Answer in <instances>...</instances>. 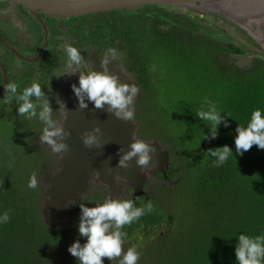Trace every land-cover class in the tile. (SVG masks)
Here are the masks:
<instances>
[{"label":"trees","instance_id":"trees-1","mask_svg":"<svg viewBox=\"0 0 264 264\" xmlns=\"http://www.w3.org/2000/svg\"><path fill=\"white\" fill-rule=\"evenodd\" d=\"M160 39L159 46L151 47L150 56L167 54L171 61L161 76L149 71L157 80L148 85V93L138 95L134 102V119L139 123L136 135L142 139L152 136L170 148L166 179L161 174L156 178L165 183L178 181L177 190H186L168 208L152 198L146 201L147 195L136 197L137 206L151 201L155 211L122 229L126 233L123 247L137 248L138 264H237V236L264 235V149L253 145L241 155L234 144L237 125L246 126L254 109L264 113V62L257 60L248 70L222 63L219 67V46L214 43L200 42L192 35L184 38L179 33ZM230 52L240 53L236 47ZM174 81L180 83L174 87ZM206 100L215 104L227 121V127L224 123L218 125L214 139L210 124L195 115L201 109L207 110ZM34 126L42 131L39 123ZM17 137L20 135L15 132L0 139V215L10 210L11 216L10 222L0 224V264H78L67 249L74 241L81 245L86 242L78 233L79 205L94 207L103 203L109 198L107 192L91 188L69 204L65 226L47 227L40 213V185L35 190L28 188L30 171L14 153L20 144L12 143L11 152L7 148L8 140L18 142ZM27 139L35 145L31 133ZM223 145L232 150L233 156L215 167L207 150ZM39 165V172L41 168L43 172L52 169V154L40 156ZM169 196L170 192L162 195L171 204ZM103 264L119 262L103 258Z\"/></svg>","mask_w":264,"mask_h":264},{"label":"flooded vegetation","instance_id":"flooded-vegetation-1","mask_svg":"<svg viewBox=\"0 0 264 264\" xmlns=\"http://www.w3.org/2000/svg\"><path fill=\"white\" fill-rule=\"evenodd\" d=\"M37 16L42 23L27 13L21 4L13 0H0V111H10V108H13L14 112L10 111L11 114L25 122L21 123L27 125L26 121H29L30 125L36 122L42 129L44 125L38 119L18 117L15 102L4 103L3 85L14 82L22 90L35 80L50 99L53 119L60 123V94L72 81L78 83L79 77L78 71L75 74L63 75L67 63L62 51L65 43H71L73 47L78 48L85 61L90 62L92 70L95 71H102L100 61L105 58L107 49H114L116 58L108 65V70L119 79L128 75L134 81L139 89L134 102L138 95L148 93V85L154 79L157 80V77H153L149 72V59L153 51L151 47L159 46L160 38L166 35L170 37L179 33L184 38L192 35L200 42L219 46L216 48V64L219 67L222 63L228 67L235 66L239 70H248L255 61L264 62L263 58H253L251 65L243 69L231 64L233 56L244 55L245 52L241 48H238L240 53L230 52L231 48L236 46L220 43L217 36L228 35L232 40L233 33L224 32L217 24H213V21L186 11L165 7L162 10L137 7L71 18L43 13H37ZM179 20L181 22H178ZM209 27H214L220 32L210 31ZM147 186L143 188L146 192ZM128 190L130 189L127 188L128 194H125L132 199V190Z\"/></svg>","mask_w":264,"mask_h":264},{"label":"clouds","instance_id":"clouds-1","mask_svg":"<svg viewBox=\"0 0 264 264\" xmlns=\"http://www.w3.org/2000/svg\"><path fill=\"white\" fill-rule=\"evenodd\" d=\"M62 51L67 58L63 75L79 72V86L71 85L79 109L88 107L87 100L96 109L106 108V111L116 119L132 121L134 113L131 105L139 89L133 83L120 82L117 75L109 72L108 65L116 58V51L112 48L107 49L105 58L100 61L102 71L92 70L90 62H86L81 51L73 47L71 43H65ZM3 86L5 104L15 102L18 116L38 119L44 125L40 142H46L47 146L61 157L63 153H67L69 146L66 140L71 133L63 128L62 123L53 119L50 99L41 85L34 80L30 86H25L22 90L14 82H8ZM205 103L208 106L207 110L201 109L195 115L202 122H207L206 125L210 124V127L208 126L210 135L214 139L218 135V125L224 123L227 127V121L221 117V112L217 111L215 104L207 100ZM58 106L63 112L65 121L68 111L60 101ZM235 132L234 144L237 154L242 155L253 145L264 149V113L260 109H254L247 125L238 124ZM100 133L99 127H93L82 133L81 140L85 148L101 147ZM155 153L156 148L150 143L132 138L127 151L122 148L119 150L117 168L127 169L129 162L134 159L140 169H147ZM206 155L214 158L215 167H220L228 161L229 157L233 156V152L227 145H223L208 149ZM27 186L33 190L38 187L35 172L30 175ZM79 207L78 233L86 239V242L81 245L78 240L74 241L67 249L73 257L77 258L78 264H103V258L109 261L118 259L119 264H138L140 253L137 248L133 246L125 250L123 247L126 233L122 229L139 221L144 215L154 212L155 207L151 201L137 206L134 199L121 200L109 197L103 203L95 204L94 207H86L84 203H81ZM10 219V210H7L0 215V224H6L10 222ZM237 240L238 243L235 246L237 264H264V235L240 234Z\"/></svg>","mask_w":264,"mask_h":264},{"label":"water","instance_id":"water-1","mask_svg":"<svg viewBox=\"0 0 264 264\" xmlns=\"http://www.w3.org/2000/svg\"><path fill=\"white\" fill-rule=\"evenodd\" d=\"M21 4L27 13L42 23L37 18V13L59 17H81L98 12H108L121 9H130L145 6H159L180 11L190 12L204 17L213 22L222 23L236 32L235 28L244 31L236 24V16H256L264 12V0H13ZM244 33H246L244 31ZM247 34V33H246ZM248 35V34H247ZM249 36V35H248ZM229 37V36H228ZM227 35H218L217 40L224 44H231L243 49L244 55L233 56L231 64L240 69L251 65L253 58H264V49L256 43L253 48L238 45ZM216 38V37H215ZM252 45V44H251ZM122 83H134L128 75L119 79ZM78 83L72 81L66 85L61 94L60 102L68 111L67 119L60 108L63 128L71 135L66 140L68 152L55 156L53 169L45 172L39 178L43 184L41 218L49 228L63 227L68 216L67 208L70 203L80 199L94 186H99L108 191V197L119 199L127 193V188L132 190V199L144 196V186L156 174H161L166 179V172L171 164L169 151L162 147L157 140L140 139L136 133L138 123L134 116L132 121L116 119L105 109H96L91 102L86 100L88 107L79 109L78 101L71 85ZM136 97V96H135ZM134 97V99H135ZM134 99L131 105L133 111ZM107 107V106H106ZM93 127H99L101 133L99 142L101 147L85 148L81 135ZM132 138L143 140L156 148L152 163L147 169H140L135 160L129 162L127 169L117 168L119 150H128ZM43 147L50 148L46 142H40ZM154 165V166H153ZM128 194V193H127Z\"/></svg>","mask_w":264,"mask_h":264},{"label":"rangeland","instance_id":"rangeland-1","mask_svg":"<svg viewBox=\"0 0 264 264\" xmlns=\"http://www.w3.org/2000/svg\"><path fill=\"white\" fill-rule=\"evenodd\" d=\"M213 24H217L219 27L222 28V30L224 32L233 33L232 38L238 45H242L246 48H248V46H252V48L254 46H256L255 45L256 43L246 33H244V31H242L241 29L235 28L236 32H234V30H231L229 27L222 25V23L214 22ZM209 28H210V31L220 32V30L215 29L214 27H209ZM261 30H262V33L264 35V27H262ZM143 53H145V51ZM155 54H153L151 56L152 62L149 66V70H151L154 73L156 72V74L158 76H161V74L166 73L165 68L169 64V61H171V59L167 57V54H163V55L162 54L155 55ZM171 65H172V62H171ZM164 83L166 84L167 80H165ZM179 83L180 82L174 81L173 82L174 87L176 84H179ZM18 117H21V116H18ZM20 120L21 119L15 117L9 111H5V112L0 111V139L4 138L5 134H6V136H8L9 134H14L15 132L19 133L20 137H17L18 142H15V141L13 142V140H8L9 144H8L7 148L11 152L12 151V143H14L16 145H17V143L20 144V148L16 147L14 149V150H16L14 153H16L17 157L18 156L20 157V159L22 161V166L25 169L29 170L30 174H32L34 172L37 174L38 186L40 185V189H41V191H43V184H41L39 182V178L42 174H44L45 172H47L49 170L43 172V170L41 168V171L39 172V169H38L40 167L39 158H40V156H45V155L49 156V153H51L52 159L54 160V165H55L56 154L51 150V148H46V147H43L39 144V139H40V136L42 134V131H40L39 128L37 129L35 126L33 127V124L36 122H32L31 126H30V125H25L24 123H21L24 121L23 120L20 121ZM137 123H138V121H137ZM146 126L148 127V125H146ZM138 131H139V123H138L137 132ZM30 133L34 137L33 140H34L35 145L32 144L27 139V137ZM146 133H150V129H146ZM140 139H142V138H140ZM152 139H154L152 136H148L146 138H143V140H152ZM162 147L166 149V146L162 145ZM167 149H170V148L168 147ZM37 150H39V151H37ZM41 150H44V151H41ZM24 158H27V160L24 161ZM46 160L48 161V162L46 161L47 163L50 162L49 158H47ZM46 162L44 163V165H48ZM94 187H97V188L103 190L99 186H94ZM177 188H178V181L177 182L175 181L171 184H168L165 182L150 180V182L147 186L148 199H151V198L154 199L159 205L161 204V206H163L165 208L171 207L172 204H176V202L181 198L182 193L185 192V190H186V187H182L178 190H177ZM169 192H170L169 198L171 199V204H170V202L166 203L167 200L162 197L163 194L168 195ZM124 197L129 198V196H127L125 193H124V196H122L120 198H124Z\"/></svg>","mask_w":264,"mask_h":264},{"label":"bare ground","instance_id":"bare-ground-1","mask_svg":"<svg viewBox=\"0 0 264 264\" xmlns=\"http://www.w3.org/2000/svg\"><path fill=\"white\" fill-rule=\"evenodd\" d=\"M237 18V23L241 28L253 39L255 42L264 49V35L262 33L261 28L264 27V12L259 13L256 16H236ZM220 42V41H219ZM223 43V42H220ZM159 174V173H158ZM157 175V174H156ZM151 180H157L156 176L154 179ZM130 189V188H128ZM106 190V189H105ZM131 190V189H130ZM107 191V190H106ZM145 192V200H148V194L146 191ZM107 196H108V191H107ZM131 197V196H130ZM132 198V197H131ZM78 201V200H77ZM76 202V201H75ZM68 221V220H67Z\"/></svg>","mask_w":264,"mask_h":264}]
</instances>
